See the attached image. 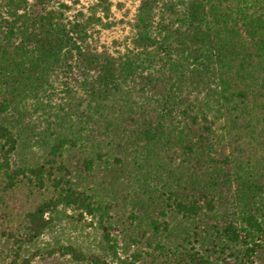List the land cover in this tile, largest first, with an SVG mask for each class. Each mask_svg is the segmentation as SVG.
Here are the masks:
<instances>
[{"label":"trees","instance_id":"1","mask_svg":"<svg viewBox=\"0 0 264 264\" xmlns=\"http://www.w3.org/2000/svg\"><path fill=\"white\" fill-rule=\"evenodd\" d=\"M157 1L112 52L0 0V264H264V0Z\"/></svg>","mask_w":264,"mask_h":264},{"label":"rangeland","instance_id":"2","mask_svg":"<svg viewBox=\"0 0 264 264\" xmlns=\"http://www.w3.org/2000/svg\"><path fill=\"white\" fill-rule=\"evenodd\" d=\"M29 4L35 2V0H27ZM109 4L108 18H102L100 23L92 22L89 29L91 34L90 41L94 43L98 48H106L112 52L124 51L127 48H132V38L135 35L134 21L137 9L141 0H105ZM169 2V0H158L157 6L154 7V27L157 22L167 23L168 19L162 14V5ZM100 0H49L44 2L43 5L49 10H61L60 4L68 6L67 10H63L66 22H73L80 18V14L83 18H88L92 14L102 16L101 8L98 6ZM237 0H229V4L235 7ZM258 9L257 7L255 10ZM162 10V11H161ZM259 12V11H258ZM0 13L6 20L10 19L9 14L4 8H0ZM260 13V12H259ZM261 14V13H260ZM79 16V17H78ZM174 26V25H173ZM176 26V25H175ZM241 27V26H240ZM156 34L153 29V33ZM67 85V86H66ZM62 84L60 90L64 87H70L73 85ZM60 93V92H59ZM62 95L61 93L59 94ZM61 230H54L53 232L43 237V242L51 243L55 235L59 236ZM64 235L61 236V240L67 238L71 243H76L82 248H89L90 250L98 251L96 246V233L87 228L82 232L77 227H66L63 229ZM95 240V241H94Z\"/></svg>","mask_w":264,"mask_h":264}]
</instances>
